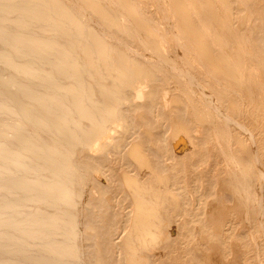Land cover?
<instances>
[{"label": "bare ground", "instance_id": "6f19581e", "mask_svg": "<svg viewBox=\"0 0 264 264\" xmlns=\"http://www.w3.org/2000/svg\"><path fill=\"white\" fill-rule=\"evenodd\" d=\"M0 264H264V0H0Z\"/></svg>", "mask_w": 264, "mask_h": 264}, {"label": "rangeland", "instance_id": "374dc122", "mask_svg": "<svg viewBox=\"0 0 264 264\" xmlns=\"http://www.w3.org/2000/svg\"><path fill=\"white\" fill-rule=\"evenodd\" d=\"M229 246V245H228ZM228 246H227V248H228ZM162 253H163V255H162ZM164 253H165V251L163 250H161V251H158L157 253H156V258H159V257H163L164 256ZM159 255V256H158ZM162 255V256H161Z\"/></svg>", "mask_w": 264, "mask_h": 264}]
</instances>
